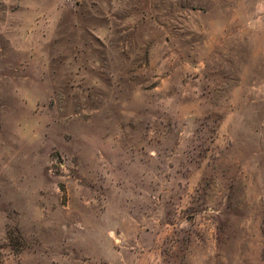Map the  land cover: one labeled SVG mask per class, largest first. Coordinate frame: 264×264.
Returning <instances> with one entry per match:
<instances>
[{
  "label": "rangeland",
  "instance_id": "1",
  "mask_svg": "<svg viewBox=\"0 0 264 264\" xmlns=\"http://www.w3.org/2000/svg\"><path fill=\"white\" fill-rule=\"evenodd\" d=\"M0 264H264V0H0Z\"/></svg>",
  "mask_w": 264,
  "mask_h": 264
}]
</instances>
